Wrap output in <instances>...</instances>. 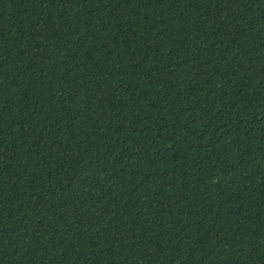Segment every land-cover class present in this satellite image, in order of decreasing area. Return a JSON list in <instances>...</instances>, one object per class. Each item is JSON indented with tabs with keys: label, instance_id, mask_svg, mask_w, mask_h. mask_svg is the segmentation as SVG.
Masks as SVG:
<instances>
[{
	"label": "trees",
	"instance_id": "16d2710c",
	"mask_svg": "<svg viewBox=\"0 0 264 264\" xmlns=\"http://www.w3.org/2000/svg\"><path fill=\"white\" fill-rule=\"evenodd\" d=\"M0 264H264V0H0Z\"/></svg>",
	"mask_w": 264,
	"mask_h": 264
}]
</instances>
